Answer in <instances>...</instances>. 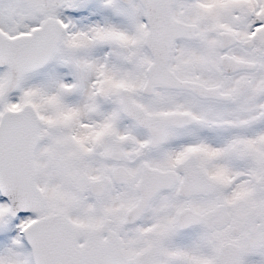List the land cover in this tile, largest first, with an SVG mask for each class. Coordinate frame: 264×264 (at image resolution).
<instances>
[{"label":"snow or ice","instance_id":"6c2138e0","mask_svg":"<svg viewBox=\"0 0 264 264\" xmlns=\"http://www.w3.org/2000/svg\"><path fill=\"white\" fill-rule=\"evenodd\" d=\"M0 264H264V0H0Z\"/></svg>","mask_w":264,"mask_h":264}]
</instances>
